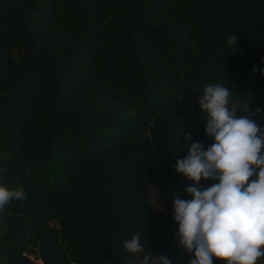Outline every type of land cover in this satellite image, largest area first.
<instances>
[{
  "label": "trees",
  "instance_id": "trees-1",
  "mask_svg": "<svg viewBox=\"0 0 264 264\" xmlns=\"http://www.w3.org/2000/svg\"><path fill=\"white\" fill-rule=\"evenodd\" d=\"M262 58L264 0H0V184L25 193L0 209V264H177L172 199L218 182L175 171L213 143L189 97L224 84L264 128Z\"/></svg>",
  "mask_w": 264,
  "mask_h": 264
},
{
  "label": "clouds",
  "instance_id": "clouds-1",
  "mask_svg": "<svg viewBox=\"0 0 264 264\" xmlns=\"http://www.w3.org/2000/svg\"><path fill=\"white\" fill-rule=\"evenodd\" d=\"M237 40L235 35L227 39L232 51ZM260 74L264 75V69ZM230 95L224 84L205 86L198 104L206 121L204 131L213 143L206 149L201 142L191 143L187 156L174 166L195 183L202 178L218 181L203 190L185 187L191 199H172L177 246L191 254L187 264H213V258L226 264H258L264 257V128L250 118L248 106L247 114L238 116L237 106L229 107ZM24 171L27 174L30 169ZM6 173L7 168L0 167V174ZM24 198L23 189L10 190L0 184V209ZM123 247L131 254L145 252L139 232L124 240ZM127 264L171 261L149 252Z\"/></svg>",
  "mask_w": 264,
  "mask_h": 264
},
{
  "label": "rangeland",
  "instance_id": "rangeland-1",
  "mask_svg": "<svg viewBox=\"0 0 264 264\" xmlns=\"http://www.w3.org/2000/svg\"><path fill=\"white\" fill-rule=\"evenodd\" d=\"M199 96H191L189 97V103L190 106L193 109V112L195 114V119L198 120L201 118V110L199 108L198 104ZM50 225L57 226L58 224L54 220L49 221ZM171 255L173 256L174 260L176 261L177 264H186L184 258L181 255V249L177 246L174 245L171 251Z\"/></svg>",
  "mask_w": 264,
  "mask_h": 264
}]
</instances>
